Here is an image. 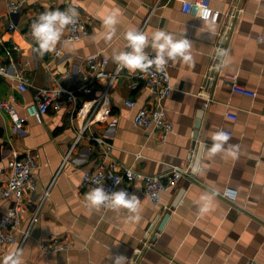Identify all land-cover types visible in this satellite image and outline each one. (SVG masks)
Segmentation results:
<instances>
[{
	"label": "crops",
	"instance_id": "crops-1",
	"mask_svg": "<svg viewBox=\"0 0 264 264\" xmlns=\"http://www.w3.org/2000/svg\"><path fill=\"white\" fill-rule=\"evenodd\" d=\"M7 1L0 6V59L15 75L24 76L29 88L20 89L14 74L0 73V99L16 94L18 109L26 115L25 104L38 87L76 88L89 82L92 91L79 93V105L93 102L91 111L102 105L108 111L76 142L81 119L70 101L52 107L43 121L28 116L20 129L0 109V185L9 178L13 150H32L40 161L36 188L22 199L25 210L14 230L17 241L0 242V259L19 247L22 264L264 263V0H210L221 11L218 21L185 11L184 0H28L16 13L10 12ZM69 6L88 21L90 35L64 39L67 26L56 47L41 55L32 21L47 8ZM113 7H119L121 15L115 33L105 38L108 29L97 13ZM12 22L15 27H10ZM130 26L164 28L191 39L190 59L177 57L167 63L173 89L163 102L174 129L165 139L158 129L137 125V106L126 103L127 98L139 105L152 99L144 85H129L140 69L124 67L111 82L88 64V56L101 53L108 57L106 68L115 70L113 51L128 47L124 33ZM147 50L154 52L150 46ZM234 79L257 94L234 91ZM221 129L228 133L224 148L210 152L212 133ZM92 133L114 143L112 154L121 163L149 173L180 165L196 178L182 177L177 186L162 192L160 203L143 191L141 181L122 183L117 190L139 198L136 212L92 205L82 184L84 169L95 164L101 150L89 138ZM226 186L239 190L237 202L221 196ZM14 202L12 195L0 199V216ZM204 204L208 206L202 211ZM54 238L72 246L44 251L41 241Z\"/></svg>",
	"mask_w": 264,
	"mask_h": 264
},
{
	"label": "built area",
	"instance_id": "built-area-1",
	"mask_svg": "<svg viewBox=\"0 0 264 264\" xmlns=\"http://www.w3.org/2000/svg\"><path fill=\"white\" fill-rule=\"evenodd\" d=\"M28 0H8V8L10 12L16 13L25 7ZM2 0H0L1 6ZM183 9L189 12H195L203 19L218 21L221 16V11L212 6L210 0H184ZM15 23H10V27H15ZM90 35L88 21L77 16L73 24L68 25V32L64 39H82ZM262 39V38H260ZM59 49L57 50V52ZM155 54L154 52H150ZM108 57L101 53H95L88 56V64L92 71H97L100 76L108 77L112 82L118 75L122 73L124 67L115 68L109 71L106 68ZM7 63L0 59V73L5 75H13V69ZM17 80V86L26 90L29 88L28 80L18 74L13 75ZM144 85L151 93L152 99L147 104H138L134 98H127L126 103L129 106H137V111L134 114V121L137 125L148 128H156L160 131L161 138L165 139L168 133L174 129L172 121L168 117L166 106L163 99L170 94L173 89V79L165 64L159 68L156 65L150 66L147 71L141 70L130 82L132 88H138ZM232 89L237 92L255 96L257 91L241 83L237 79L232 82ZM89 93L92 91V85L85 82L82 85L74 88L63 84L54 86H40L37 88L34 99L25 104L26 115L22 114L18 109L19 98L16 94H11L9 97L0 99V109L7 111L15 129H20L24 126L28 116H34L37 120L43 121L46 113L52 108H60L63 102L70 101L74 104L73 111L76 112L77 119H81V128L76 137L78 142L84 135L89 125L99 118L107 114L108 109L102 105L97 110L91 111L93 102H81L80 92ZM101 105V104H100ZM228 116L235 118L236 114L228 113ZM74 118V117H73ZM100 148V152L95 158V164L84 169L82 175V184L85 188L91 189L96 186H104L109 192L117 190L118 186L124 182L138 180L143 183V191L155 203H160L162 192L173 186H177L182 177L196 178V175L190 168L180 165H173L164 172H144L132 165L117 161L112 150L114 143L106 136L99 134L89 135ZM67 158V157H66ZM9 178L0 185V199L7 196L15 198L14 204L0 216V242L2 244L17 241V236L14 233L21 223V213L25 210L23 197L27 190H34L37 184V171L40 166L39 156L32 150H27L23 153L18 150H13L8 162ZM49 192V190L47 191ZM221 196L231 203L238 200L239 190L233 186H226L221 192ZM110 203H105L101 206L106 209ZM26 230L23 239L28 235ZM72 246V243L54 238L48 241H41V247L44 251H57L66 249ZM249 264H264L257 260H252Z\"/></svg>",
	"mask_w": 264,
	"mask_h": 264
},
{
	"label": "clouds",
	"instance_id": "clouds-1",
	"mask_svg": "<svg viewBox=\"0 0 264 264\" xmlns=\"http://www.w3.org/2000/svg\"><path fill=\"white\" fill-rule=\"evenodd\" d=\"M103 25L108 29L105 38H111L116 31V25L121 15L119 7L110 10H101L97 13ZM78 16V9L75 6L67 8H47L40 12L31 23V32L37 41L40 54L56 47L57 42L65 28L73 24ZM127 41V48L114 50L113 59L118 62V67H127L130 70L140 69L147 71L150 66L157 68L180 57L189 60L191 53V39L186 36L177 37L175 33L164 28H155L151 31L142 30L136 26H130L124 33ZM154 51V55L147 50ZM214 143L210 146V152H216L224 148L223 142L228 139V133L218 130L212 133ZM85 196L95 206L110 203L113 207L124 206L131 212H136L139 207V198L135 193H129L126 189H119L109 192L104 186H96L89 189ZM209 199L208 196L202 197ZM207 204L202 206V211L207 209ZM138 216H129L127 219L136 220ZM22 248H15L0 259V264H22Z\"/></svg>",
	"mask_w": 264,
	"mask_h": 264
}]
</instances>
